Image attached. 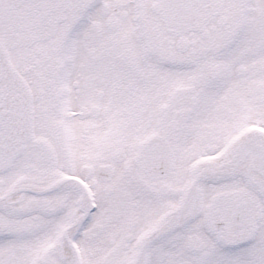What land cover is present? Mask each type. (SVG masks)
<instances>
[{
  "label": "snow or ice",
  "instance_id": "1",
  "mask_svg": "<svg viewBox=\"0 0 264 264\" xmlns=\"http://www.w3.org/2000/svg\"><path fill=\"white\" fill-rule=\"evenodd\" d=\"M0 264H264V0H0Z\"/></svg>",
  "mask_w": 264,
  "mask_h": 264
}]
</instances>
